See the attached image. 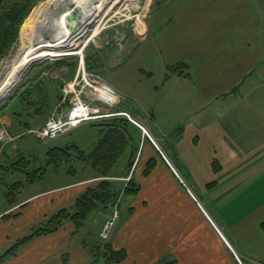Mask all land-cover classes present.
<instances>
[{
  "label": "crops",
  "instance_id": "1",
  "mask_svg": "<svg viewBox=\"0 0 264 264\" xmlns=\"http://www.w3.org/2000/svg\"><path fill=\"white\" fill-rule=\"evenodd\" d=\"M155 4L142 40L151 36L152 42L162 47L175 40L185 50L183 55L168 56L164 64L188 65L189 78L174 76L194 88L176 93L186 97L190 143L181 141L184 131L179 122L163 130L151 110L142 113L133 109L131 113L126 105L120 106L152 133L203 210L140 132L136 167L130 178L139 189L135 200L124 208L120 209L119 202L108 243L126 251L119 264H236L232 251L246 264H264V232L260 228L264 221V0H155ZM136 48L131 44L125 57ZM198 84H202L199 90L195 89ZM91 124L97 134L92 149L99 132ZM0 126L14 131L13 140L24 135L6 113L0 116ZM34 131V126L25 130L35 135ZM201 144L204 148L199 149ZM21 146L22 151L42 156L35 148L43 146L33 142ZM13 148L20 149L18 144ZM121 158L120 167L113 170L115 176L109 177H101L80 160H73L80 163L74 173L48 169L40 182L21 190L18 204L8 208L4 201L0 211L2 250L59 209L71 208L77 197L100 180H117L123 187L128 182L127 153ZM151 160L154 165L145 173ZM111 212L92 213L77 234L66 222L52 234L35 237L2 264H63L64 257L67 264H91L92 246ZM7 213L18 216L3 219ZM22 220L27 224L21 235L7 232L5 225ZM95 264L106 263L99 259Z\"/></svg>",
  "mask_w": 264,
  "mask_h": 264
},
{
  "label": "trees",
  "instance_id": "2",
  "mask_svg": "<svg viewBox=\"0 0 264 264\" xmlns=\"http://www.w3.org/2000/svg\"><path fill=\"white\" fill-rule=\"evenodd\" d=\"M37 0H0V59L9 51L11 45L15 42L18 29L24 18L32 9L34 2ZM106 51L97 50L91 45L85 49V65L89 72L96 73L99 68L105 66L107 59ZM76 56H67L65 58L47 62L44 67L46 71L57 70L61 67L68 69V78H72L77 65ZM35 69V68H34ZM35 72L27 75V78L20 83L8 96L6 101L0 105V116L11 111L10 116L20 122L23 118V110H29L26 115L32 117L29 121H24L21 126L29 130L32 126L45 123L48 103H52L50 91L54 96L55 105L61 110L60 101L62 99L61 85L62 82L49 79V91H44L42 84L29 86L33 78L44 70H34ZM45 73V72H43ZM172 75L189 78L188 65L184 62H178L166 66L164 78L169 79ZM26 85V86H25ZM38 89V90H37ZM42 90V91H39ZM39 91L42 96L39 99H32V94ZM59 101V102H58ZM67 102L65 103V106ZM20 106V108H16ZM133 113V109H129ZM91 126L98 127L99 138L95 146L89 151L84 152L73 143L58 145H48L44 149L42 156L35 152L19 151L13 153L12 150L1 151L0 160V186L3 190V198L8 208L18 204L21 190L31 184L40 182L46 172L49 170L58 171L66 169L70 173L75 172L73 166L66 164L73 160H80L82 163L94 169L101 177L115 176L113 170L119 168L121 162L119 159L127 153L126 170H129L136 159L138 153L139 139L141 130L125 117L104 118L99 122H94ZM24 129V130H25ZM18 149V148H17ZM156 152V151H155ZM157 153V152H156ZM158 154V153H157ZM159 156V154H158ZM43 157V158H42ZM77 162V161H76ZM215 164V163H214ZM154 165L151 160L147 164L145 173ZM216 168V165H214ZM20 173L24 175V180L7 182L9 175ZM139 187L129 179L121 187L117 180L107 179L100 180L95 186L88 188L74 202L71 208H62L49 216L42 224L31 228L29 233L14 241L5 251L0 254V264L14 256L17 251L30 242L35 237L52 234L58 231L66 222H70L74 227V233H80L83 230L92 213L102 210L111 211L114 204L123 195H131L138 191ZM119 205V202H118ZM18 216V213L3 214V219H9ZM264 232V221L260 224ZM126 258L124 249H114L108 241H97L92 246V263L95 264L99 259H103L106 264H119ZM63 264H67V258H63Z\"/></svg>",
  "mask_w": 264,
  "mask_h": 264
},
{
  "label": "rangeland",
  "instance_id": "3",
  "mask_svg": "<svg viewBox=\"0 0 264 264\" xmlns=\"http://www.w3.org/2000/svg\"><path fill=\"white\" fill-rule=\"evenodd\" d=\"M45 1L46 0H37L34 2L32 9L29 11V13L27 14V16L24 18V20L19 26L15 42L11 45L9 51L4 55V57L0 59V90L1 91H2V83H3L2 81L5 78L4 68L6 65H9L11 63V59H13V57L15 56V54L18 52L20 48L19 38H20V34L22 33V29L26 21L28 20V18L32 17ZM131 1L132 0H126L125 4H128ZM139 1H140L139 3L141 4L139 5L134 4V6H136L134 7V10H139V8H141V10H139L140 12L138 13L137 17H133L129 20L127 19L124 20V17L122 15H119V16L116 15L114 19L111 18L108 22V24H111V23L113 24L95 36H91L92 32H90L89 30H86V33L83 36L84 41L85 42L86 40L88 41L86 48L87 46L91 45L93 48L97 50L106 51L107 59L105 62V66L102 69L99 68V71L96 72V75L99 77L98 81L102 80L105 83H109L116 90L120 92V95L123 97L121 105L123 106L126 105L127 107H129V109H135V110L139 109L138 111L140 112L151 110L154 115L153 119L155 120L157 126L163 130L165 128L172 127L170 126L172 123L179 122L180 130L184 131L181 133V137H182L181 141H183L184 143H190L189 141L190 132L187 130V125H186L188 116L186 112H184L185 111L184 109H186V97L185 96L180 97L176 95V93L189 92V91H192L194 88L192 87V85L184 84V81H182L183 83H181V81L179 80H184V79L182 78L178 79V77H175L174 75H172L173 76L172 78L170 77L169 79H166V80L164 78V73L166 71L165 64L168 61V56L183 55L185 54V50L183 49L181 42H178L175 40L168 42L163 47L158 44H155V40H153L152 42L151 36H148L144 40H142L146 32L145 26H144L145 22L148 16L150 15V13L152 12V10L155 8L156 4H155V0H139ZM107 15H108L107 10H105L101 14V17H100L101 23L103 21V18L105 19ZM88 19L90 21L92 20L91 23L90 21L89 23H90V27L92 26L94 28L93 24H95L98 19V11L92 10L90 14L88 15ZM140 40L142 41L139 42ZM131 44L134 46L137 45V48L134 51L132 50L133 53L126 58L125 54ZM85 49L83 50L84 64H85V61H84ZM50 59L52 58H49V59L44 58V59H41L39 61L37 60L29 64L28 67L24 70V72L20 76V78L17 80V82L13 85V87H11L7 91L6 95L3 98H0V105L4 103L6 99L8 98V96L10 95V93L18 85H20L21 82H23L27 78V75L30 74V78H31V74L35 72L34 70L43 69L44 70L43 72L45 73L42 72L39 75L35 76L33 78L34 83H31L29 86L35 85L36 87L40 85L39 82H42V83L44 82V84H42V88L44 89L43 92L44 91L47 92L49 91L48 89L51 90V88H49L50 86L49 82H51L49 79L57 81V82L61 81L63 83V80L68 78V69H66L65 67H61L57 70L46 71V69H44V67L46 66L45 64L47 62L54 61ZM77 61H79L78 57H77ZM77 65H78V62H77ZM77 65H76V68H77ZM76 68H75V72H76ZM85 68H86V65H85ZM86 71L88 70L86 69ZM199 86L202 87V84L195 85V89L199 90L200 88ZM39 91H42V90H39ZM39 91H35L32 94V99L37 100L39 99V96H42V94H40ZM51 93L53 92L50 91V95L52 97V103H48L49 107L47 109V113L45 114L46 115L45 120H47V118L50 116L64 117L67 111V105L65 106L63 99H61L60 101L62 108L60 111L58 110V105L57 106L55 105V100L53 99L54 96ZM119 106H116L111 109L110 108L103 109L104 112L102 113L106 114V112H115L121 107ZM16 108H20V106ZM28 111L29 110H23L22 115H21L23 118H20V120H22L20 122H17L10 116V114H12L11 111L7 112V115H9L11 119V124L14 127L18 128L19 134H24V135H21L15 140H13L12 135L14 134V131L9 128H7L6 130L2 128V126H0V153L1 151L8 150L9 148H11L13 153H18L19 151L24 150L21 145H26L30 142L35 143V145L43 146V149L38 148V147L35 148L38 150L40 149V151L43 152L44 149L48 147V145L59 144V142L61 141L77 143L84 151L87 152L91 149L92 143L96 141L97 134L94 132V130L89 125L93 122L98 121V119L95 121H86L82 123L81 125H83V127L76 129L75 131H73L71 135H68V132H70L74 128L71 130H68L64 135L58 137L55 140H52V141L41 140L37 137L36 134L33 135L32 133L25 132V130L27 129L21 126L22 122L29 121L32 118L30 116H32L33 111L31 110L30 115L27 116L26 113ZM102 119H99V120H102ZM143 127L148 131L149 135L154 139V137L152 136V133L150 134L148 128L146 126H143ZM36 128H37V125L34 126V129L38 130ZM29 129L33 130V126ZM156 143L158 144L157 141ZM17 144L20 147V149L18 150L13 148V146L15 145L17 146ZM158 145L162 150L163 148L160 146V144ZM200 148H204L202 144L200 145L199 149ZM168 149L170 150V147ZM190 149L193 150L194 147L190 145ZM2 159L3 158L1 157V154H0V160ZM122 159H124V157L121 158V160ZM134 161H136V159ZM134 161H133L131 168L128 170L126 178L130 179L132 176V171L136 167V162ZM79 164L80 163L76 161H70L66 164V166H73L74 168H78ZM177 173L179 174L178 171ZM179 176L182 178L180 174ZM18 180H21V181L24 180V175L20 173H15V174L9 175L7 178V182H14ZM2 192L3 190H2V187L0 186V211L4 205V199L2 196ZM123 195L118 199L120 202V209L124 208L126 206V203H130L131 200H135L134 194L132 195L133 199H130L131 195H126V194H123ZM25 220L15 221L12 224L5 225L7 228V232H10L14 236L17 234L21 235V233H23L26 227V224H27ZM97 238H98V235H97ZM98 241H100L99 238H98ZM4 244L5 243L0 241V254L3 252L2 249H3ZM234 253L238 257V259L241 260V262L246 264L243 258L239 256L235 251H232L233 257H234ZM234 260H235V257H234Z\"/></svg>",
  "mask_w": 264,
  "mask_h": 264
},
{
  "label": "built area",
  "instance_id": "4",
  "mask_svg": "<svg viewBox=\"0 0 264 264\" xmlns=\"http://www.w3.org/2000/svg\"><path fill=\"white\" fill-rule=\"evenodd\" d=\"M125 1L126 0H120L119 3L114 4L106 18H103V21L98 29H94L92 26L88 27L87 30L92 32L91 36H94L93 32L95 30H97V34L95 35H98V33L110 27L113 23L108 24V22L111 18L114 19L116 15H122L124 20H129L138 16L141 8H139V10H134V7H136L134 4L139 5L141 4L139 3L140 1L132 0L125 7H123ZM83 40V37L78 40V49H75L74 47L75 50L72 52H66L60 56L50 59L55 61L66 56H76L79 58V61L74 76L70 79L63 80L60 88L62 99L64 103L67 102V111L65 116L48 117L43 127L34 131L37 137L41 140L52 141L64 135L68 130L76 128L86 121H95L102 118L125 117L141 130L143 139L146 138L150 142L154 150L159 154L160 158L168 166L175 178L178 179L181 186L187 191L196 205L203 210L198 198L193 195L188 184L179 176L169 158L166 156L164 151L161 150L156 141L149 135L148 131L141 124H139L129 112L119 106L122 103L123 97L109 84L102 80L98 81L99 77L96 73L86 71L85 64L83 62V50L86 48L87 42L84 43ZM101 88L103 91H100ZM103 95L105 96L103 97ZM104 106L110 109L116 106H119L120 108L115 112L105 111L106 114H103L102 112H104ZM125 180L128 181L129 178H126ZM118 202L119 200L114 204L109 218L102 224L98 232V238L100 241L105 242L110 237L115 222L118 219ZM234 257L236 264H244L240 259H238L235 253Z\"/></svg>",
  "mask_w": 264,
  "mask_h": 264
},
{
  "label": "bare ground",
  "instance_id": "5",
  "mask_svg": "<svg viewBox=\"0 0 264 264\" xmlns=\"http://www.w3.org/2000/svg\"><path fill=\"white\" fill-rule=\"evenodd\" d=\"M119 2L120 0H46L35 14L28 18L22 29L20 48L11 63L4 68L5 78L2 81L0 98L13 87L29 64L78 49V40L85 35L92 21L88 19L90 12L98 11V19L94 25V28L98 29L101 14L105 10L109 13L114 4ZM125 2L123 7L127 5ZM74 9L77 10L78 17L70 22L67 20V14ZM93 33L95 36L97 30Z\"/></svg>",
  "mask_w": 264,
  "mask_h": 264
},
{
  "label": "water",
  "instance_id": "6",
  "mask_svg": "<svg viewBox=\"0 0 264 264\" xmlns=\"http://www.w3.org/2000/svg\"><path fill=\"white\" fill-rule=\"evenodd\" d=\"M77 17H78V14H77V10H75V9L67 14V20L70 22L75 21ZM73 30L75 31L76 28H73ZM234 91H235V89L232 90V92H234Z\"/></svg>",
  "mask_w": 264,
  "mask_h": 264
}]
</instances>
